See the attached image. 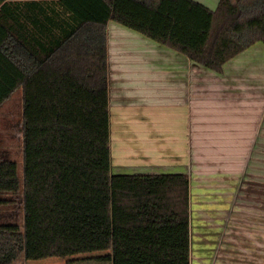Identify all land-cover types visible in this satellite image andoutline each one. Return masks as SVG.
<instances>
[{
  "label": "crops",
  "instance_id": "1",
  "mask_svg": "<svg viewBox=\"0 0 264 264\" xmlns=\"http://www.w3.org/2000/svg\"><path fill=\"white\" fill-rule=\"evenodd\" d=\"M197 1L215 10L220 0ZM108 64V87L98 92L45 64L36 75L37 94L28 82L0 106L27 96L25 109L37 120L32 145L34 134L45 138L44 146L52 136L57 145L43 150L55 157L46 174L87 182L29 186L24 180L22 216L35 225L31 263L92 258L89 264H100L107 256L112 264L111 175L186 173L191 264H264V43L219 72L110 21ZM72 128L84 129L86 144L64 138L57 144L61 131ZM66 133L78 141L77 133ZM34 171L43 176L42 167Z\"/></svg>",
  "mask_w": 264,
  "mask_h": 264
},
{
  "label": "trees",
  "instance_id": "2",
  "mask_svg": "<svg viewBox=\"0 0 264 264\" xmlns=\"http://www.w3.org/2000/svg\"><path fill=\"white\" fill-rule=\"evenodd\" d=\"M110 21L219 72L264 43V0H220L215 10L197 0H0V106L28 82L37 94L45 64L87 91L106 89ZM69 130L65 141L86 144L84 129ZM23 184L19 161L0 156V208L17 202ZM110 187L112 264H191L188 174L114 173ZM24 253L23 224L0 222V264Z\"/></svg>",
  "mask_w": 264,
  "mask_h": 264
},
{
  "label": "rangeland",
  "instance_id": "3",
  "mask_svg": "<svg viewBox=\"0 0 264 264\" xmlns=\"http://www.w3.org/2000/svg\"><path fill=\"white\" fill-rule=\"evenodd\" d=\"M26 104L28 105V97L25 95H22V98H20L16 94V96L14 97V101H11L10 103H8V105L5 106L0 111V156H5L6 148L10 146V148H8L9 154L6 157L16 159L17 161H19L23 181L25 180V183L29 186H35L39 184L50 186V185H55L61 182L62 184H64V182H68L72 187H79V186H82V184L86 185L87 184L85 180L86 178L77 177V178L66 179L64 177L50 176L49 174H46L49 171L48 170L49 165L52 166L54 164L53 158L55 157H53V154L51 151L44 153L43 150L45 146L46 148L51 149L53 147H56L57 145H56L54 138H52L53 137L52 136L48 139V143H45V146H44L43 142L45 138L42 137V139H39L38 135L36 134H34L35 138L33 139L34 141L32 145L31 138L33 135L32 136L30 135V133L32 134V131L30 130H32V128H36L37 120H36V114L31 112L29 108H27V110L25 109ZM11 106L12 107L14 106L13 112L12 110H8L9 108H11ZM8 111H11L12 113H8ZM27 131H28V134H27L28 137L26 139ZM63 137H64L63 134L61 136H58L59 139H58L57 144L61 142H62L61 144H64L63 143L64 141L62 140ZM25 141H26V148L24 147L25 149L23 151V148L21 150V145L23 146V143H24V146H25ZM35 151H37V154H35L36 153ZM78 163L80 166V162ZM36 167L38 169L42 167L43 172L39 175H43V176H38V177L32 176L35 174L34 169ZM80 168L81 167H79L78 170ZM64 186H67V185L64 184ZM30 201L32 202L31 199ZM37 201L42 202L40 199H37ZM22 205L23 204L21 203V197H17V202L11 203L5 206V208L0 209V222H19V223L24 224L25 238H26L25 258L24 260L18 262L17 264H32L31 263L33 259L32 250L34 249H31L30 247L29 236H30L32 228L35 225H32L34 221L29 216L25 217L24 214L22 216V210H21ZM6 208L12 211L15 210V213L13 214V216H10V217L6 216L7 214ZM26 218H27V225H26ZM38 251H40V248L38 249ZM35 252H36V249H35ZM56 258L58 257L56 256ZM75 259L77 260V258ZM78 260H79L78 262H75L72 260L69 262V264L70 263L82 264V260L79 258ZM89 260L93 261L94 259L88 258V264H89ZM98 260L100 264H109V258H107V256L102 257ZM60 262H62V264H65L66 263L65 258H60Z\"/></svg>",
  "mask_w": 264,
  "mask_h": 264
}]
</instances>
